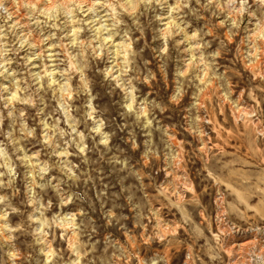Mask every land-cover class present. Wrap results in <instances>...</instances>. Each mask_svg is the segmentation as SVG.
<instances>
[{
	"label": "clouds",
	"instance_id": "9594fccd",
	"mask_svg": "<svg viewBox=\"0 0 264 264\" xmlns=\"http://www.w3.org/2000/svg\"><path fill=\"white\" fill-rule=\"evenodd\" d=\"M0 264H264V0H0Z\"/></svg>",
	"mask_w": 264,
	"mask_h": 264
}]
</instances>
